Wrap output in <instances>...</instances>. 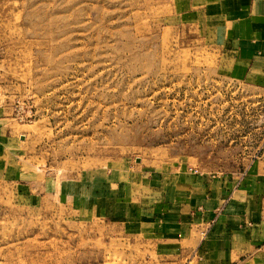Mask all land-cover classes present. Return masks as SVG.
I'll use <instances>...</instances> for the list:
<instances>
[{"label": "rangeland", "instance_id": "obj_1", "mask_svg": "<svg viewBox=\"0 0 264 264\" xmlns=\"http://www.w3.org/2000/svg\"><path fill=\"white\" fill-rule=\"evenodd\" d=\"M216 5L0 0V264H159L130 212L159 177L264 175V69Z\"/></svg>", "mask_w": 264, "mask_h": 264}, {"label": "crops", "instance_id": "obj_2", "mask_svg": "<svg viewBox=\"0 0 264 264\" xmlns=\"http://www.w3.org/2000/svg\"><path fill=\"white\" fill-rule=\"evenodd\" d=\"M216 2L231 51L264 69V0ZM248 176L159 177L135 199L133 225L155 236L159 264H264V175Z\"/></svg>", "mask_w": 264, "mask_h": 264}]
</instances>
